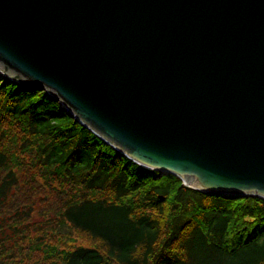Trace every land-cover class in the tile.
I'll list each match as a JSON object with an SVG mask.
<instances>
[{
	"label": "water",
	"instance_id": "water-1",
	"mask_svg": "<svg viewBox=\"0 0 264 264\" xmlns=\"http://www.w3.org/2000/svg\"><path fill=\"white\" fill-rule=\"evenodd\" d=\"M0 72L144 167L264 198V0H0Z\"/></svg>",
	"mask_w": 264,
	"mask_h": 264
},
{
	"label": "trees",
	"instance_id": "trees-1",
	"mask_svg": "<svg viewBox=\"0 0 264 264\" xmlns=\"http://www.w3.org/2000/svg\"><path fill=\"white\" fill-rule=\"evenodd\" d=\"M0 264H264V198L144 167L0 72Z\"/></svg>",
	"mask_w": 264,
	"mask_h": 264
},
{
	"label": "rangeland",
	"instance_id": "rangeland-1",
	"mask_svg": "<svg viewBox=\"0 0 264 264\" xmlns=\"http://www.w3.org/2000/svg\"><path fill=\"white\" fill-rule=\"evenodd\" d=\"M159 174H165V173H159ZM183 182V181H182Z\"/></svg>",
	"mask_w": 264,
	"mask_h": 264
}]
</instances>
